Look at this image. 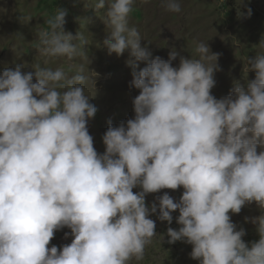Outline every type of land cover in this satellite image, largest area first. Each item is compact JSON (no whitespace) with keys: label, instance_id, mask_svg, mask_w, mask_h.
Returning a JSON list of instances; mask_svg holds the SVG:
<instances>
[{"label":"clouds","instance_id":"1","mask_svg":"<svg viewBox=\"0 0 264 264\" xmlns=\"http://www.w3.org/2000/svg\"><path fill=\"white\" fill-rule=\"evenodd\" d=\"M134 3L95 5L107 7L105 46L110 54L128 52L130 87L139 90L134 118L109 121L103 153L89 133L98 109L85 94L82 68L68 77L60 68L36 64L24 72L16 64L0 74V264L140 261L157 234L150 217L158 213L171 225L177 210L180 227L167 228L168 243L190 244L199 264H264V55L248 58L254 79L234 81L218 99L220 54L199 42L198 58L176 48L167 60L154 56L129 26ZM164 6L181 11L178 0ZM67 15L59 8L46 21L51 31L38 33L42 54H81L86 41L64 31ZM181 187L178 201L165 192L158 203L146 202L148 194ZM253 203L262 214L251 219L259 239L249 245L232 214ZM64 228L71 243L49 247Z\"/></svg>","mask_w":264,"mask_h":264},{"label":"rangeland","instance_id":"2","mask_svg":"<svg viewBox=\"0 0 264 264\" xmlns=\"http://www.w3.org/2000/svg\"><path fill=\"white\" fill-rule=\"evenodd\" d=\"M179 13L165 9V0H135L129 17V26H135L141 34L142 43H149L154 56L167 60L172 48L182 50L184 56L198 58L195 51L199 42L208 43L214 53H219L220 70L215 73L216 86L212 94L216 98L228 96L234 81L246 84L254 79L255 71L248 69V58L264 55V0H178ZM98 0H0V74L6 68L23 64L24 72L33 71V66L53 70L60 68L66 76L76 74L81 68L86 76L83 85L85 94L98 109L89 120V133L94 138V147L99 153L105 151L103 135L109 121L118 126L121 121L134 118L132 100L139 90L130 87L133 79L131 68L126 61V51L122 56L109 53L104 44L109 33L104 22L107 7L96 10ZM243 3V4H242ZM59 8L67 9L65 32L74 35L80 32L86 43L81 45V54L69 59L67 56L50 57L42 54L38 33L51 31L46 21ZM251 8V15H248ZM261 42V43H260ZM79 43V42H78ZM179 58L173 62L178 66ZM141 67L145 65L141 63ZM35 82V80H34ZM140 191L139 188L134 192ZM184 189H163L148 194L146 202L150 206L156 197L165 192L178 201ZM158 203V201H156ZM261 210L253 203L242 208L239 214H232V221L246 230L243 238L249 245L258 241L256 225L251 219L261 215ZM179 212L173 213L171 225L160 221L157 214L151 216L156 222L157 234L146 247L143 260H131L129 264H199L190 257L192 246L177 241L168 243L167 228L178 229L176 223ZM246 218H248L246 220ZM70 229L57 231L50 245L62 247L71 243L72 236L65 238Z\"/></svg>","mask_w":264,"mask_h":264},{"label":"bare ground","instance_id":"3","mask_svg":"<svg viewBox=\"0 0 264 264\" xmlns=\"http://www.w3.org/2000/svg\"><path fill=\"white\" fill-rule=\"evenodd\" d=\"M151 218V217H150Z\"/></svg>","mask_w":264,"mask_h":264}]
</instances>
